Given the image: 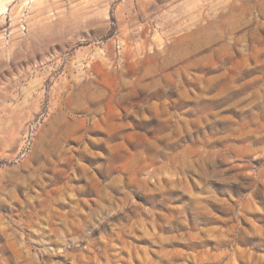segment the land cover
I'll return each mask as SVG.
<instances>
[{
  "label": "rangeland",
  "instance_id": "374dc122",
  "mask_svg": "<svg viewBox=\"0 0 264 264\" xmlns=\"http://www.w3.org/2000/svg\"><path fill=\"white\" fill-rule=\"evenodd\" d=\"M0 264H264V0H0Z\"/></svg>",
  "mask_w": 264,
  "mask_h": 264
}]
</instances>
